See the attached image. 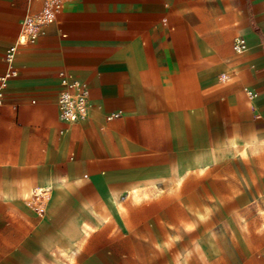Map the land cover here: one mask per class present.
I'll list each match as a JSON object with an SVG mask.
<instances>
[{
  "label": "crops",
  "instance_id": "0c3cea01",
  "mask_svg": "<svg viewBox=\"0 0 264 264\" xmlns=\"http://www.w3.org/2000/svg\"><path fill=\"white\" fill-rule=\"evenodd\" d=\"M43 5L0 0L9 13L0 20V74L22 18ZM21 46L19 75L0 105V264H68L57 251L78 264H108V242L115 264H144L134 255L141 247L118 243L158 219L150 206L170 200L129 208L130 188H182L192 172L239 157L236 143L264 141V0H67ZM61 70L89 86L90 113L80 123L60 119ZM245 159L264 166V150ZM248 182L264 198V177ZM40 186L50 189L43 205L29 203L23 191ZM185 252L180 264H188Z\"/></svg>",
  "mask_w": 264,
  "mask_h": 264
},
{
  "label": "rangeland",
  "instance_id": "374dc122",
  "mask_svg": "<svg viewBox=\"0 0 264 264\" xmlns=\"http://www.w3.org/2000/svg\"><path fill=\"white\" fill-rule=\"evenodd\" d=\"M8 16V11L0 9V20L6 21ZM26 16L20 22L21 30ZM257 171L263 178V165L254 169L252 160L235 157L212 165L204 174L192 172L182 188L162 183L150 199L134 203L127 197L129 208L163 198L170 203L150 206L152 212L159 213L158 219L146 222L139 235L118 244L141 247L143 252L134 255H141L144 264H177V256L184 251L188 252V264H264V198H254L258 183L248 182ZM25 198L37 206L45 199ZM198 212L203 215L196 221ZM112 247L108 242V264H115ZM56 255L68 264L79 263V256L70 260L62 252Z\"/></svg>",
  "mask_w": 264,
  "mask_h": 264
},
{
  "label": "built area",
  "instance_id": "2783aa9c",
  "mask_svg": "<svg viewBox=\"0 0 264 264\" xmlns=\"http://www.w3.org/2000/svg\"><path fill=\"white\" fill-rule=\"evenodd\" d=\"M67 0H44L42 10L34 16H27L23 23V28L16 42L11 44L5 51V70L0 74V105L5 98L6 88L13 78L19 75L17 66V55L19 45H24L35 40L43 28L54 21ZM26 35V41L21 38ZM234 50L241 53L246 47V40L238 36L234 41ZM61 89L57 98L60 119L66 124H76L85 120L90 113V89L89 86L70 72L61 70L59 72ZM250 97L255 96V92L247 90ZM66 131V130H63Z\"/></svg>",
  "mask_w": 264,
  "mask_h": 264
},
{
  "label": "bare ground",
  "instance_id": "6f19581e",
  "mask_svg": "<svg viewBox=\"0 0 264 264\" xmlns=\"http://www.w3.org/2000/svg\"><path fill=\"white\" fill-rule=\"evenodd\" d=\"M22 42L26 41V35L24 34L23 37L21 38ZM226 146V145H224ZM235 150V154L239 157H243V158H250V157H255V156H260V154L263 152L264 150V141H261L259 144H255V145H249V144H238L236 143L234 146H232ZM217 151V150H216ZM218 157H215V160H217ZM205 169L207 168H199L197 169L198 172H204ZM195 171V170H194ZM189 171L185 172L184 174L180 175V176H176L175 179V184L176 185H180L183 182V179L185 178V175L188 173ZM191 172V171H190ZM188 176V175H187ZM48 181V180H47ZM49 182V181H48ZM58 186V185H57ZM179 187V186H177ZM52 188V186H51ZM157 188L156 186H154V189ZM153 189V188H152ZM21 191V190H20ZM50 193V189L46 186V187H38L36 190L33 188H28L25 189L23 191V196L27 197V196H41L43 197L44 195ZM129 193L132 195L133 200L135 202H141L144 199H150L151 198V189L149 190H145L144 188L142 189L140 186L137 185H133L130 190ZM116 209L118 212L123 213L126 211V209L128 208L126 206V204L122 203V201H120L119 199L116 198ZM101 209L103 210V213L105 212L104 218L107 220V222L112 218V212L109 209V206H100ZM83 219V218H82ZM94 224V223H93ZM91 227H85V231L87 232V234H89L91 232ZM84 243V242H83ZM82 244L80 245L79 249L81 250L82 248ZM78 253V252H77ZM66 254V252H65ZM185 254L187 255L188 252H185ZM182 254H179L177 256V264H180V257ZM188 257V256H187ZM186 261V260H185Z\"/></svg>",
  "mask_w": 264,
  "mask_h": 264
}]
</instances>
